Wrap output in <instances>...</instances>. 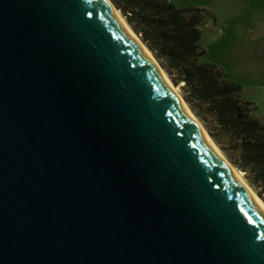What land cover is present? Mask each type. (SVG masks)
<instances>
[{
	"label": "water",
	"instance_id": "water-1",
	"mask_svg": "<svg viewBox=\"0 0 264 264\" xmlns=\"http://www.w3.org/2000/svg\"><path fill=\"white\" fill-rule=\"evenodd\" d=\"M0 264H264L263 208L103 0H0Z\"/></svg>",
	"mask_w": 264,
	"mask_h": 264
},
{
	"label": "trees",
	"instance_id": "trees-1",
	"mask_svg": "<svg viewBox=\"0 0 264 264\" xmlns=\"http://www.w3.org/2000/svg\"><path fill=\"white\" fill-rule=\"evenodd\" d=\"M112 1L173 84L183 83L187 103L264 202V119L241 95L239 83L218 65L201 61L206 52L201 9L177 8L165 0Z\"/></svg>",
	"mask_w": 264,
	"mask_h": 264
},
{
	"label": "rangeland",
	"instance_id": "rangeland-1",
	"mask_svg": "<svg viewBox=\"0 0 264 264\" xmlns=\"http://www.w3.org/2000/svg\"><path fill=\"white\" fill-rule=\"evenodd\" d=\"M174 4L190 10L201 9L205 15L201 41L206 49L201 61L218 65L231 80L239 83L241 95L254 102L257 115L264 119V0H174ZM149 51L162 67L156 54ZM182 85L176 88L184 98ZM197 119L225 156L206 125ZM239 172L247 182L244 173Z\"/></svg>",
	"mask_w": 264,
	"mask_h": 264
},
{
	"label": "bare ground",
	"instance_id": "bare-ground-1",
	"mask_svg": "<svg viewBox=\"0 0 264 264\" xmlns=\"http://www.w3.org/2000/svg\"><path fill=\"white\" fill-rule=\"evenodd\" d=\"M103 1L113 11V13L116 16V18H118L134 34V36L140 42V44L145 49V51L147 52V54L152 58V60L156 63V65L158 66V68L160 69V71L163 73V75L165 76V78L167 79V81L169 82V84L171 85V87L173 88V90L175 91L176 95L178 96V98H179L180 102L182 103V105L185 107V109L187 110V112L189 113V115L191 116V118L194 120V122L197 124V126L204 133V135L206 136V138L208 139V141L211 143V145L213 146V148L215 149V151L220 155V157L225 162V164L227 165V167L229 168V170L231 171V173L234 175V177H236L238 180H240L242 182V184L245 186V188L249 191V193L253 196V198L257 201V203L264 210V202L262 201V199L252 190V187L245 181V179L242 177V174L226 159V157L223 155V153L221 152V150L218 148V146L212 140V138L210 137V135L208 134V132L204 129V127L202 126V124L199 122V120L197 119V117L192 113V111L190 110L189 106L186 104V102L184 101V99L182 98V96L180 95V93L178 92L176 86L173 84V82L171 81V79L168 77V75L166 74V72L164 71V69L159 65V63L156 61L155 57L152 56V54L149 51V49L147 48V46L140 39L139 35L136 32H134V30L130 27L129 23L125 20V18L122 16V14L120 13V11L115 8V6L113 5V3L110 0H103Z\"/></svg>",
	"mask_w": 264,
	"mask_h": 264
},
{
	"label": "crops",
	"instance_id": "crops-1",
	"mask_svg": "<svg viewBox=\"0 0 264 264\" xmlns=\"http://www.w3.org/2000/svg\"><path fill=\"white\" fill-rule=\"evenodd\" d=\"M172 4L175 6V4H174V0L172 1ZM175 7H177V6H175ZM177 8H183V7H177Z\"/></svg>",
	"mask_w": 264,
	"mask_h": 264
},
{
	"label": "built area",
	"instance_id": "built-area-1",
	"mask_svg": "<svg viewBox=\"0 0 264 264\" xmlns=\"http://www.w3.org/2000/svg\"><path fill=\"white\" fill-rule=\"evenodd\" d=\"M166 2H172L173 0H165Z\"/></svg>",
	"mask_w": 264,
	"mask_h": 264
}]
</instances>
